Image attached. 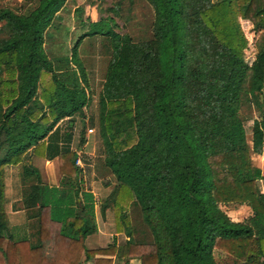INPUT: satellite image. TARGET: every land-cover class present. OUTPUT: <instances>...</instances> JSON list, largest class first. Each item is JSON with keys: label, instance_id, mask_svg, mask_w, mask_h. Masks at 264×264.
<instances>
[{"label": "trees", "instance_id": "1", "mask_svg": "<svg viewBox=\"0 0 264 264\" xmlns=\"http://www.w3.org/2000/svg\"><path fill=\"white\" fill-rule=\"evenodd\" d=\"M148 1L152 37L134 39L115 30L110 18L80 19L88 28L70 54L53 57L45 34L59 28L54 19L66 0H35L22 11L0 4V264H79L83 252L91 255L84 239L97 229L94 194L82 186L72 131L61 139L57 124L71 128L89 103L78 48L95 34L112 45L99 132L104 165L118 184L100 213L112 206L116 231L129 237L118 255L138 264H220L219 249L241 264H264V192L251 159L264 147V0ZM224 4L236 27L239 17L248 19L256 34L251 62L213 28ZM244 97L259 112L251 142L241 114ZM31 155L58 157L59 185L42 182L26 161ZM10 163L22 166V200L35 242L3 249L4 169ZM235 201L249 202L253 214L233 220L220 203ZM129 204L140 207L151 239L135 237ZM52 222L60 227L52 235L53 253L44 255L41 243ZM107 248L100 250L110 254ZM101 262L113 260H94Z\"/></svg>", "mask_w": 264, "mask_h": 264}, {"label": "rangeland", "instance_id": "2", "mask_svg": "<svg viewBox=\"0 0 264 264\" xmlns=\"http://www.w3.org/2000/svg\"><path fill=\"white\" fill-rule=\"evenodd\" d=\"M34 2L35 0H0V4L21 11L32 7ZM59 15L60 18L54 19L56 27L59 28L50 27L53 34H45L44 46L49 57L61 53L70 54L76 37L88 28L87 23L82 26L80 19L90 18L96 21L101 18H110L115 30L128 33L134 39L152 37L154 9L148 0H66L63 8L59 11ZM215 16L219 18L213 27L217 35L222 40L230 41L236 48L240 49L245 59L250 61L255 55L257 47L249 20L239 17L236 27L225 4L220 13H216ZM78 50L85 67L90 99L84 108V114L75 115L71 128L68 127L66 121H60L57 124L58 133L62 139L64 132L72 131L71 146L80 158L79 164H84V170L80 174L83 178L82 186L87 187V190L95 194L98 210L97 213L95 212V220L97 217L101 224L102 221H107L106 230L113 232L115 211L112 206H109L105 214L102 215L100 204L114 188L116 190L118 181L104 165V144L99 132V95L112 57L111 40L109 37L100 34L87 35L83 37ZM38 97L42 100L40 93ZM241 114L244 118L247 139H250L252 122L259 115V112L247 101L246 97L243 98ZM254 155H251V159L252 163L255 164L257 160L254 159ZM91 177L93 178L88 180ZM223 208L227 211L235 209L234 206ZM128 211L132 228L135 230V237L144 240L151 239L150 231L142 220L140 207L136 204H129ZM241 213L243 215L238 213V217H234H240L243 220L251 216L247 213L244 214L243 208ZM105 215L107 218L103 219ZM121 237L124 238L123 235ZM108 238L110 240L111 236ZM214 254L220 264H241L219 249H215Z\"/></svg>", "mask_w": 264, "mask_h": 264}, {"label": "crops", "instance_id": "3", "mask_svg": "<svg viewBox=\"0 0 264 264\" xmlns=\"http://www.w3.org/2000/svg\"><path fill=\"white\" fill-rule=\"evenodd\" d=\"M252 33L254 35V38L256 39V34L253 31ZM254 57L255 55L250 59L249 62H251L254 59ZM248 141L251 142V139H248ZM253 154H255L254 159L257 160L255 164L252 163L256 170L255 172H256L257 184L260 190L264 192V147L261 153L252 152L251 155ZM26 161L33 163L38 168L43 183L49 186L59 185L62 174L60 173L59 170L58 157L48 159L37 155H31V159L27 158ZM79 166L81 167L82 170H84L83 169L84 164L81 165L79 164ZM21 169L22 166L20 163L7 164L5 165V169H4L5 170L4 171V209L7 215V232H6L7 237L3 240L2 243L3 249H6L11 244V242H18L21 240L35 242L34 241L35 239L31 237L30 234L31 218L27 216V208L24 206L22 200L23 190H22V181H21ZM81 172L79 173V177L81 178V183H82L83 178L80 175ZM92 178L93 177L88 178V180H91ZM85 189L88 188L85 187ZM220 205L222 208L229 206L235 207L234 210H229V211L223 208L233 220H242L240 219V217L239 218L234 217V216L238 217V213L243 215L241 213L242 208L244 209V214L245 213H247L248 215L253 214L252 212L253 210L249 202H240V201L224 202V203H220ZM95 212L96 213L98 212L96 208V200H95ZM107 214H108V210H107ZM106 218L107 215H105V218L103 219ZM96 224H97L96 231L88 234L84 239L85 247L88 248L89 250H92L91 255L86 256V254L83 252L79 260V264H94V260L96 258H111L113 260L111 264L139 263L138 258H130L129 261H127L124 257L118 255L120 251V247L129 238L124 232H117L115 228L113 232H108V229L106 230V225L108 224V222L102 221L101 224V222H98L97 217H96ZM59 227L60 224L58 223H54V222L50 223V237L43 240L41 243L42 253L44 255H51L53 253L54 247H53L52 235L54 234V232H56V230L59 229ZM122 235L124 236V238L121 237ZM9 236L10 239L8 238ZM108 236H111L110 240ZM100 248H107V253L110 254L104 253L103 251L100 250ZM99 264H109V263L101 262Z\"/></svg>", "mask_w": 264, "mask_h": 264}, {"label": "built area", "instance_id": "4", "mask_svg": "<svg viewBox=\"0 0 264 264\" xmlns=\"http://www.w3.org/2000/svg\"><path fill=\"white\" fill-rule=\"evenodd\" d=\"M76 162L79 164V162H80L79 156H77Z\"/></svg>", "mask_w": 264, "mask_h": 264}]
</instances>
